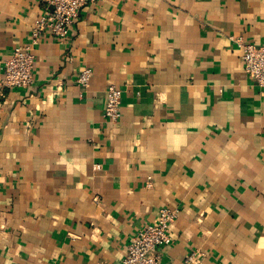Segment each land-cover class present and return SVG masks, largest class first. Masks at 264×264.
I'll return each mask as SVG.
<instances>
[{
	"label": "crops",
	"instance_id": "1",
	"mask_svg": "<svg viewBox=\"0 0 264 264\" xmlns=\"http://www.w3.org/2000/svg\"><path fill=\"white\" fill-rule=\"evenodd\" d=\"M45 6L0 0V72ZM237 40L264 45V0H92L44 34L32 84L0 93V264H122L161 207L160 264H264V89Z\"/></svg>",
	"mask_w": 264,
	"mask_h": 264
},
{
	"label": "built area",
	"instance_id": "2",
	"mask_svg": "<svg viewBox=\"0 0 264 264\" xmlns=\"http://www.w3.org/2000/svg\"><path fill=\"white\" fill-rule=\"evenodd\" d=\"M91 1L45 0L46 6L32 24L27 43L16 45L3 61L0 72L1 95L6 89L27 88L32 84L34 48L43 35L49 34L58 41L67 39L78 19L79 11ZM237 46L241 50L243 69L251 76L255 85L264 89V45L237 40ZM91 74L90 67H83L76 78V83L79 86H87ZM105 94L103 116L110 122H117L121 117V90L113 83H109L105 88ZM98 167L95 165V168ZM149 185L148 183L147 186ZM177 214L176 209L159 208L155 221L145 224L131 237L122 264H160L161 255L158 247L171 243L170 227ZM197 262V254L191 252L180 264Z\"/></svg>",
	"mask_w": 264,
	"mask_h": 264
}]
</instances>
